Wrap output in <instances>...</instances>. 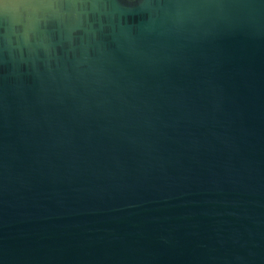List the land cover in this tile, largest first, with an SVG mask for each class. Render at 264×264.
I'll list each match as a JSON object with an SVG mask.
<instances>
[{
	"label": "water",
	"instance_id": "1",
	"mask_svg": "<svg viewBox=\"0 0 264 264\" xmlns=\"http://www.w3.org/2000/svg\"><path fill=\"white\" fill-rule=\"evenodd\" d=\"M0 264H264V0H0Z\"/></svg>",
	"mask_w": 264,
	"mask_h": 264
}]
</instances>
